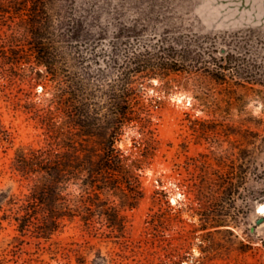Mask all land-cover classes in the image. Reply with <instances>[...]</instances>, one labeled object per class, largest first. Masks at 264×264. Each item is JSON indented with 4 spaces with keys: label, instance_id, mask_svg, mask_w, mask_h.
<instances>
[{
    "label": "rangeland",
    "instance_id": "obj_1",
    "mask_svg": "<svg viewBox=\"0 0 264 264\" xmlns=\"http://www.w3.org/2000/svg\"><path fill=\"white\" fill-rule=\"evenodd\" d=\"M63 4L85 16L94 28L89 38L98 39L101 54L97 63L71 54L65 63L72 72L97 75L103 69L117 75L118 68H111L114 57L122 62L145 49L152 54L189 49L192 58L175 65L165 79L141 80L146 101L159 104L153 117L156 148L141 172L138 206L122 214H96L95 230L80 216L66 219L49 240L21 235L16 222L6 220L0 254L19 236L11 264H63L61 255L50 254L58 244L70 250L71 264L79 259L84 264H264V224L250 231L264 204V153L252 146L248 175L244 166L246 129H264V0ZM0 45L6 50V43ZM89 54L85 50L84 56ZM223 57L231 61L225 67L227 83L220 84L211 74ZM34 76L23 68L12 78L0 75V189L15 194L27 186L11 168L18 149L46 143L34 111L24 107L31 100L37 109L45 107L39 100L43 83L33 87ZM134 135L128 129L119 146L130 151Z\"/></svg>",
    "mask_w": 264,
    "mask_h": 264
},
{
    "label": "trees",
    "instance_id": "obj_2",
    "mask_svg": "<svg viewBox=\"0 0 264 264\" xmlns=\"http://www.w3.org/2000/svg\"><path fill=\"white\" fill-rule=\"evenodd\" d=\"M65 1L0 0V44H7L6 50L0 45V75L12 78L16 69L23 68L35 74L33 87L43 83L39 100L45 107L37 109L34 100L24 107L34 111L46 135L44 146L17 151L11 168L27 181L26 192L0 189V235L4 221L10 220L16 222L21 235L32 233L49 240L65 226L66 219L73 222L80 216L86 227L95 230L96 214H122L124 209L136 208L143 198L141 172L156 148L153 117L154 106L159 104L158 100L146 101L141 80L154 75L165 79L175 65L192 58L189 49L180 54L173 47L155 54L145 49L127 55L122 62L114 57L111 68H118L117 75L103 69L97 75L72 72L65 63L71 54L95 63L101 54L98 39L89 38L94 28L86 24L81 12L68 10ZM113 47L117 52L119 43ZM221 60L211 75L224 84L225 67L231 59ZM128 129L135 133L130 151L119 146ZM245 133L248 175L253 159L250 148L264 153V129L248 128ZM19 241V236L13 237L9 248L1 251L0 264H11L9 255L16 254ZM50 251L54 257L61 255L63 264H71L67 248L58 244ZM160 264L181 263L161 260Z\"/></svg>",
    "mask_w": 264,
    "mask_h": 264
},
{
    "label": "water",
    "instance_id": "obj_3",
    "mask_svg": "<svg viewBox=\"0 0 264 264\" xmlns=\"http://www.w3.org/2000/svg\"><path fill=\"white\" fill-rule=\"evenodd\" d=\"M264 224V214H259L255 220V223L250 227L252 233L256 232L257 227Z\"/></svg>",
    "mask_w": 264,
    "mask_h": 264
},
{
    "label": "bare ground",
    "instance_id": "obj_4",
    "mask_svg": "<svg viewBox=\"0 0 264 264\" xmlns=\"http://www.w3.org/2000/svg\"><path fill=\"white\" fill-rule=\"evenodd\" d=\"M257 210L258 214H264V204L260 205Z\"/></svg>",
    "mask_w": 264,
    "mask_h": 264
}]
</instances>
